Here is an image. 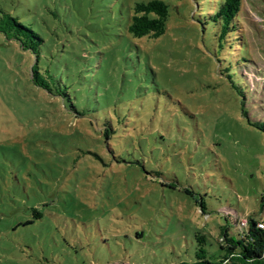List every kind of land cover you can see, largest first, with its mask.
<instances>
[{"label": "rangeland", "instance_id": "374dc122", "mask_svg": "<svg viewBox=\"0 0 264 264\" xmlns=\"http://www.w3.org/2000/svg\"><path fill=\"white\" fill-rule=\"evenodd\" d=\"M151 0H0L44 40L33 56L0 34V264H180L196 235L211 260L222 227L264 221V0H161L163 35L133 38ZM204 206V215L199 211Z\"/></svg>", "mask_w": 264, "mask_h": 264}, {"label": "trees", "instance_id": "16d2710c", "mask_svg": "<svg viewBox=\"0 0 264 264\" xmlns=\"http://www.w3.org/2000/svg\"><path fill=\"white\" fill-rule=\"evenodd\" d=\"M132 11L128 19L127 31L133 38L139 39L145 36L158 38L164 34L169 11L163 1L151 0L136 4ZM240 11L241 0L220 1L215 19L220 25L222 37L234 29L235 19L238 18ZM0 34L6 40L16 42L23 52L33 56L30 81L35 87L50 94L64 96L54 71L47 64H39L43 54L44 40L31 23L21 22L0 9ZM241 115L249 126L264 131L263 123L249 121L244 110ZM199 211L205 214L202 203H200ZM243 221L244 224H242ZM233 222L238 229V234L233 237L229 228H221L217 240L220 254L214 260L209 258L205 249V236L197 234L195 261L180 264H264V221L248 215L236 218Z\"/></svg>", "mask_w": 264, "mask_h": 264}, {"label": "built area", "instance_id": "2783aa9c", "mask_svg": "<svg viewBox=\"0 0 264 264\" xmlns=\"http://www.w3.org/2000/svg\"><path fill=\"white\" fill-rule=\"evenodd\" d=\"M242 224H244V221H243V223ZM260 227H262V226H260Z\"/></svg>", "mask_w": 264, "mask_h": 264}]
</instances>
